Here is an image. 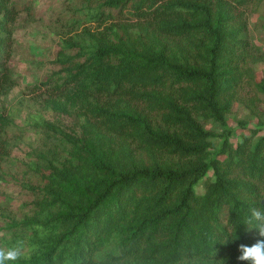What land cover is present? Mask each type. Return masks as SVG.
I'll use <instances>...</instances> for the list:
<instances>
[{
    "label": "trees",
    "instance_id": "obj_1",
    "mask_svg": "<svg viewBox=\"0 0 264 264\" xmlns=\"http://www.w3.org/2000/svg\"><path fill=\"white\" fill-rule=\"evenodd\" d=\"M54 1L0 0V89L21 14L79 22L25 117L30 151L13 157L0 136L2 243L25 242L18 264H241L257 238L245 221L264 206V134L233 143L228 116L242 104L264 125L249 29L264 0ZM10 124L0 110V132Z\"/></svg>",
    "mask_w": 264,
    "mask_h": 264
},
{
    "label": "rangeland",
    "instance_id": "obj_2",
    "mask_svg": "<svg viewBox=\"0 0 264 264\" xmlns=\"http://www.w3.org/2000/svg\"><path fill=\"white\" fill-rule=\"evenodd\" d=\"M72 1L78 2V0ZM54 2L56 6H59L58 0ZM53 6L56 7L55 3ZM72 7L76 8V4L74 3ZM60 11L61 13H57L38 9L33 14L24 13L11 26L12 35L15 38V51H10L11 55L7 61L13 80L0 89V110L4 116L9 117L11 124L4 132H0V136L12 148L13 157L30 151L34 143L32 134L25 130L30 129L25 127V117L43 108L40 101H44L48 94L46 87L39 86L43 85L42 82L50 72L49 63L54 59L57 41L79 27L76 16H71L73 10L66 13H64L65 10ZM81 29L82 27L79 30ZM249 29L253 41L264 50V2L257 10L250 13ZM263 72L264 63H258L256 65L257 81L262 78ZM262 109L264 110V106ZM61 120L66 125L72 127L76 125L75 120L70 116H64ZM259 121L260 119L254 117L242 104H235L232 113L228 116L230 140L237 143L244 135H250L254 129L262 132L258 138L261 137L264 134V125L261 126ZM206 128L215 131L218 135L225 133L211 123H208ZM212 142L214 145L212 153H215L220 149L223 138L218 136ZM209 176L212 177V173ZM203 183L204 180L195 188L197 194L205 193ZM2 222L3 220L0 219V225ZM0 246L6 245L0 240Z\"/></svg>",
    "mask_w": 264,
    "mask_h": 264
},
{
    "label": "clouds",
    "instance_id": "obj_3",
    "mask_svg": "<svg viewBox=\"0 0 264 264\" xmlns=\"http://www.w3.org/2000/svg\"><path fill=\"white\" fill-rule=\"evenodd\" d=\"M245 222L250 229L256 230L257 238L251 245H239L240 255L237 259L241 264H264V206L251 208ZM0 239H7V234L0 232ZM27 252L22 239H17L8 246H0V264H18L29 258Z\"/></svg>",
    "mask_w": 264,
    "mask_h": 264
}]
</instances>
